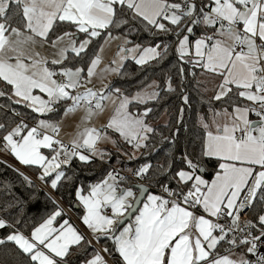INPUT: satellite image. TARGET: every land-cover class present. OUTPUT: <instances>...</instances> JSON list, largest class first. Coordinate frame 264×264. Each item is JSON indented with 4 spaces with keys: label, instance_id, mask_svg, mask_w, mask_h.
<instances>
[{
    "label": "snow or ice",
    "instance_id": "obj_1",
    "mask_svg": "<svg viewBox=\"0 0 264 264\" xmlns=\"http://www.w3.org/2000/svg\"><path fill=\"white\" fill-rule=\"evenodd\" d=\"M0 264H264V0H0Z\"/></svg>",
    "mask_w": 264,
    "mask_h": 264
}]
</instances>
